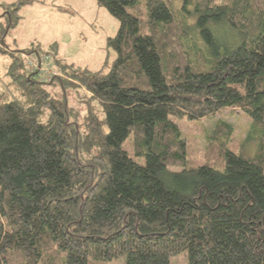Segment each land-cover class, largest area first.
<instances>
[{
    "label": "trees",
    "instance_id": "obj_1",
    "mask_svg": "<svg viewBox=\"0 0 264 264\" xmlns=\"http://www.w3.org/2000/svg\"><path fill=\"white\" fill-rule=\"evenodd\" d=\"M175 1L178 15L174 0H96L118 22L102 70L47 50L8 54L0 264H169L181 252L187 264H264V0ZM16 10L0 14V36ZM191 31L205 50L186 48ZM227 108L252 120L256 154L235 152L232 127L219 123L205 156L222 170L187 169L171 118Z\"/></svg>",
    "mask_w": 264,
    "mask_h": 264
},
{
    "label": "rangeland",
    "instance_id": "obj_2",
    "mask_svg": "<svg viewBox=\"0 0 264 264\" xmlns=\"http://www.w3.org/2000/svg\"><path fill=\"white\" fill-rule=\"evenodd\" d=\"M15 1L17 0H0V14L9 9H17L12 13L16 19L14 27L0 36V45L2 38L5 46L1 47L7 52L0 53V77L3 78L10 61L8 54L15 52L16 48L47 50L65 63L90 71L102 70L112 63L115 53L107 48L106 41L108 37L115 36L118 22L105 8L99 6L96 0H26V3L20 6H7L9 9L4 5ZM173 6L174 13L178 15L180 2L174 0ZM2 26H6L5 16L0 17V28ZM185 46L192 54H195L197 49L205 50L202 41L193 31L186 38ZM51 69L54 71V67ZM69 98L76 107L83 109L80 102H75L74 93H70ZM171 120L177 125L184 143L187 169L205 162L212 165L205 156L207 135L219 123L232 127L231 147L235 152L243 149L248 155H255L257 152L255 141L252 140L256 137L252 120L238 108H227L200 120L188 119L186 116L173 117ZM132 142L126 139L122 148L137 162L142 163L143 158L135 157L132 152ZM215 168L222 170L219 165ZM124 262L125 257L121 256L107 264ZM169 264H187L185 252L173 256Z\"/></svg>",
    "mask_w": 264,
    "mask_h": 264
},
{
    "label": "built area",
    "instance_id": "obj_3",
    "mask_svg": "<svg viewBox=\"0 0 264 264\" xmlns=\"http://www.w3.org/2000/svg\"><path fill=\"white\" fill-rule=\"evenodd\" d=\"M41 60H46V58L43 57ZM27 62H28V65H29V67H30L31 69H36V68H37V66L34 64L35 61H34L33 57L28 58V59H27ZM45 71H48L49 73L52 72L51 69H50L49 67L46 68ZM48 75H49V74H48Z\"/></svg>",
    "mask_w": 264,
    "mask_h": 264
}]
</instances>
